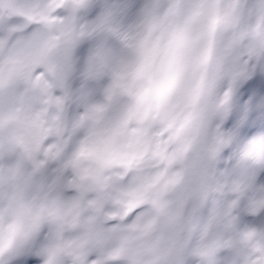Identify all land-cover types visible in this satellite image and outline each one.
Returning a JSON list of instances; mask_svg holds the SVG:
<instances>
[{
  "label": "snow or ice",
  "instance_id": "1",
  "mask_svg": "<svg viewBox=\"0 0 264 264\" xmlns=\"http://www.w3.org/2000/svg\"><path fill=\"white\" fill-rule=\"evenodd\" d=\"M0 264H264V0H0Z\"/></svg>",
  "mask_w": 264,
  "mask_h": 264
}]
</instances>
